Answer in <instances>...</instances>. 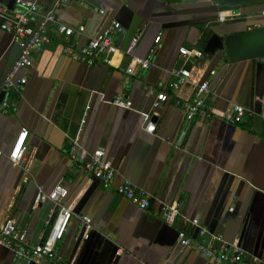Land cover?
Listing matches in <instances>:
<instances>
[{
    "label": "crops",
    "instance_id": "1",
    "mask_svg": "<svg viewBox=\"0 0 264 264\" xmlns=\"http://www.w3.org/2000/svg\"><path fill=\"white\" fill-rule=\"evenodd\" d=\"M14 1L15 10H21ZM21 1L39 7L37 18L53 2ZM262 11L264 0H256L246 4L242 14L219 22L220 15H233L232 11L216 10L208 2L58 1L51 10L55 17L74 28L83 26L84 31L63 36L48 24L49 41L27 68L10 78L14 87L0 101L6 104V109L0 105V224L15 214L16 226L26 231L29 244L40 243L58 212L46 196L61 184L68 190L63 204L72 217L55 250L66 264H209L194 249L198 230L190 224L192 219L237 244L251 263L264 264V248L259 259L264 229V58L232 63L218 54L185 63L179 54L180 48L204 50L212 34L224 37L255 24L264 27ZM113 22L120 24L113 34L120 51L137 35L135 57L145 59L154 48L152 68L128 74L131 59L122 53L113 56L111 65L99 60L87 66L70 58L69 48L83 47ZM14 43L0 28V80ZM183 67L191 69L196 81H209L206 101L216 112L239 104L249 114L239 124L196 118L175 148L185 122L174 99H191L194 94L191 84L178 91L168 88L174 80L171 72ZM210 71L215 74L210 76ZM21 79L24 84L18 83ZM159 84L169 99L153 110ZM150 88L152 95L147 94ZM117 96L130 101L133 110L112 105ZM145 115L155 125L154 134L144 130ZM21 129L28 131L25 152L14 165L7 155ZM77 135L88 154L103 150L116 170L109 187L70 163L68 150ZM123 182L151 194L146 212L116 193ZM39 188L41 200L34 208ZM175 203L181 204L180 215L166 225L159 216L160 206ZM81 216L91 221L87 231ZM180 231L192 245L180 244ZM0 264L23 263L0 246Z\"/></svg>",
    "mask_w": 264,
    "mask_h": 264
},
{
    "label": "built area",
    "instance_id": "2",
    "mask_svg": "<svg viewBox=\"0 0 264 264\" xmlns=\"http://www.w3.org/2000/svg\"><path fill=\"white\" fill-rule=\"evenodd\" d=\"M59 3L65 4L69 0H58ZM17 6L21 9L19 12L7 10L0 5V28L4 32L10 34L15 42H20L22 52L18 60L13 66V69L4 83L6 92H9L14 85L10 78L16 74L20 69L27 68L34 54L39 53L45 43L49 41V33L47 25L52 24L58 35L72 36L81 34L84 31L83 26L76 28L68 26L55 17L52 12L41 16L42 20H37L36 27H31V15L39 12V7L35 4L17 0ZM264 17V11L260 13ZM39 17V18H41ZM234 15L223 16L218 18L219 22H226L232 19ZM120 28V24L113 22L100 34L88 39L87 43L80 48H69L68 54L72 60L93 66L97 61L102 60L105 64L111 65L112 58L117 53H122L131 59V65L127 73L133 75L137 69L147 70L152 68V56L155 52L152 48L145 59L137 58L133 55V50L138 42V35L134 36L124 51H120L113 42V34ZM260 25L255 24L249 30L259 29ZM160 35L154 40V44H158ZM179 54L187 63L190 58L203 59L207 58L203 50L180 48ZM214 71H210L209 75L213 76ZM174 80L168 84L171 91H178L182 87L191 84L194 86L193 98L189 99H174V105L181 107L184 112L185 127L179 132L174 143L175 148H179L186 136L187 125L196 118H203L211 120L213 118H220L227 123L239 124L243 121L245 114H249L246 108L239 104H232L225 112H216L209 103L206 97L209 94V81L195 80L191 69L183 67L179 71L171 72ZM19 84H24L25 79H21ZM159 92L156 94V100L152 104L153 110H158L162 103L169 99L168 93L163 90V85L157 86ZM148 95L154 94V89L147 91ZM111 104L128 110H133L132 103L124 100L121 96H117L111 101ZM3 109H6V104H0ZM89 106L86 107V110ZM137 112V111H136ZM139 113V112H138ZM85 117V116H84ZM81 120V128L85 123V118ZM145 117L144 130L149 134L155 133V125L151 122L147 115ZM82 129H80L81 131ZM79 131V132H80ZM28 134L26 129H21L20 134L13 143V146L7 155L8 160L16 165L22 159L25 152V139ZM79 135V134H78ZM75 136L72 140L68 150V159L70 163L83 173L84 175L97 178L105 187H109L115 178L116 170L112 165L105 160V153L103 150H96L92 154H88L79 142V136ZM165 141L171 143L169 138ZM116 193L128 200L131 204L136 206L140 211L146 212L151 207L152 196L147 191L142 189L135 190L129 182H123L115 189ZM68 190L61 184H57L46 196V198L58 207V212L55 219L45 234L43 240L35 245H30L27 240L25 230H21L16 226L15 214L10 215L6 220L0 224V246L11 251L16 261L23 264H66L63 257L56 252V244L63 238L67 232L69 223L72 217L70 209L63 204V200L67 197ZM41 189L36 197L34 208L39 205L41 200ZM181 204L175 203L171 205L162 204L159 209V216L163 223L172 225L175 219L180 215ZM85 231L89 230L90 219L87 216L80 217ZM192 226L197 228V242L194 243V249L202 256L209 264H253L248 259L247 253L237 244H230L226 242L219 233H211L207 229L200 226L197 219L189 221ZM87 235H85V238ZM179 242L183 247H188L193 244L191 238L186 236L184 231L178 233ZM214 243H218V247H214Z\"/></svg>",
    "mask_w": 264,
    "mask_h": 264
},
{
    "label": "water",
    "instance_id": "3",
    "mask_svg": "<svg viewBox=\"0 0 264 264\" xmlns=\"http://www.w3.org/2000/svg\"><path fill=\"white\" fill-rule=\"evenodd\" d=\"M183 4H194L198 2H208L211 3L216 10L222 11H232L233 15L242 14L243 7L256 0H179ZM58 0H53L52 6L45 8L43 16L51 12L54 5ZM1 5H5L7 9L19 12L21 10H15L14 0H0ZM242 12V13H241ZM31 27H36L35 23L37 20L41 21V18H37L31 15ZM204 54L209 56H215L218 54H225L229 62L239 63L243 61L263 59L264 58V27L254 30H247L238 33L229 34L224 37H220L216 34H212L204 47ZM22 48L20 47V42H15L10 50L8 60L6 63L7 70L0 80V101L2 100L6 90L4 88V83L8 76L10 75L14 64L20 57ZM264 248V229L260 241V252L259 259L261 257L262 250Z\"/></svg>",
    "mask_w": 264,
    "mask_h": 264
},
{
    "label": "trees",
    "instance_id": "4",
    "mask_svg": "<svg viewBox=\"0 0 264 264\" xmlns=\"http://www.w3.org/2000/svg\"><path fill=\"white\" fill-rule=\"evenodd\" d=\"M204 41H205V40H204ZM204 41H203V42H201V44H202V45H203V43H205Z\"/></svg>",
    "mask_w": 264,
    "mask_h": 264
}]
</instances>
